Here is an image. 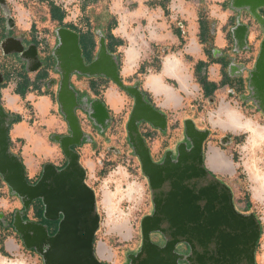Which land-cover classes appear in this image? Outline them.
Masks as SVG:
<instances>
[{
	"label": "water",
	"instance_id": "obj_1",
	"mask_svg": "<svg viewBox=\"0 0 264 264\" xmlns=\"http://www.w3.org/2000/svg\"><path fill=\"white\" fill-rule=\"evenodd\" d=\"M231 7L247 10L264 34V19L258 13L264 8V0H231ZM247 33L248 27L238 22L232 29L239 49L246 46ZM55 35L57 43L53 56L60 74L56 102L69 135L52 139L59 144L66 165L61 169L52 164L44 165L39 179L30 184L23 162L10 150L9 126L16 118L10 117L0 103V177L10 194L21 203L22 210L14 212L12 227L25 248L34 249L43 264H108L99 258L94 245L95 233L100 227L96 194L85 181L86 170L80 163L78 152L72 149L81 146L83 140L91 142L90 136L81 129L77 109L85 113L101 132L107 128L108 124L102 126V123L109 117L106 105L100 99L89 101L82 97L79 104L78 92L71 79L73 76L104 77L133 100L126 135L149 188L157 190L165 184L168 186L167 191L154 195V212L141 220L140 246L137 253L126 256L127 264H179L183 261L188 264H256L255 251L261 224L254 214L237 212L230 190L209 173L213 171L207 167L204 153L209 131L198 129L190 119L185 120L186 142L177 146L176 158L172 159L171 152H167L162 163H154L139 124L145 122L165 132L166 115L145 100L139 83L133 86L124 84L117 59L108 52L103 36L99 38L94 59L86 64L77 33L59 27ZM10 41L3 43L6 54L10 52L7 49ZM12 51L21 53V45L16 44ZM248 89L249 98L264 113V38L253 69L249 71ZM196 180H204L207 186L196 188ZM37 200L42 203L43 218L59 220L53 236L48 235L45 226L23 219ZM163 224L167 227H161ZM152 233L162 235L165 239L163 246L151 241ZM181 243L188 245V255L177 252Z\"/></svg>",
	"mask_w": 264,
	"mask_h": 264
},
{
	"label": "rangeland",
	"instance_id": "obj_2",
	"mask_svg": "<svg viewBox=\"0 0 264 264\" xmlns=\"http://www.w3.org/2000/svg\"><path fill=\"white\" fill-rule=\"evenodd\" d=\"M122 1L131 0H4V3L0 4V30L2 32L4 30L10 31L11 34L28 35L30 32L28 27L32 25V36L51 45L56 40V29L63 27L50 19L49 3L51 2L64 11L63 25H72L83 33L89 30L92 36L97 39L98 48L100 36L104 37L107 33L106 28L115 22L110 13L111 5ZM207 2L216 5L225 4L223 6L224 10H229L233 14L227 21L228 26H233L232 28H234L238 22L248 27L245 47L239 49L232 35V47L230 53L225 57V60L227 59L225 63H221L219 57V59L216 57L214 60V64H220L222 67L223 79L227 75L232 78V73H235L238 68L240 69L239 75L246 87V96H238L237 89L235 90L232 84H226L222 80L218 84L214 83L218 85L219 91L216 93L213 102L201 101L200 98H196L192 103L185 102L181 110L172 114H165L167 117L166 135L146 124L140 125L139 131L143 135L142 137L147 138L150 148H156L155 146L162 143L161 149L157 148L161 151L165 148L173 149L175 144L182 140L183 122L185 120L190 119L198 129L209 131L210 135L205 145L206 157L209 150L214 148L230 160H226L230 165L227 172H222L220 169H211L208 165L207 167L215 173H226L218 175L232 188L237 207L242 208L244 203L251 205V211L261 224V235L256 246L255 261L256 264H264V196L260 197L258 192H256L255 194L260 198L256 197L253 199L254 201L251 199L255 194L252 191L253 185L250 182L249 172L246 167L247 163H250L254 166L253 168L264 172V143L252 148L249 144L250 134L247 132H230L228 129L223 130L218 123L214 124L215 121L217 122V119L214 118L216 113L222 107L221 104H225L228 109L236 111L242 118H247L254 124L264 126V113L249 98L250 91L248 89L249 71L253 69L264 34L259 23L247 10H236L231 7V0H208ZM201 11L203 14L206 13V10L201 9ZM258 13L264 19V8L259 9ZM214 24H216V21L212 24L213 27L211 28L213 30H215ZM250 34L253 35L251 41L248 40ZM7 42L8 40L2 41V43ZM158 61L155 60L152 68L156 69L158 67ZM226 70L230 71L227 75ZM144 73L145 70L143 71L142 69V72H138L128 79L124 78L123 82L125 85L133 86L140 82ZM55 74L56 79L60 80L59 72L56 71ZM200 75L206 78L205 74L200 73ZM91 79L92 83L89 84L90 80L85 79V77L73 76L71 83L79 91L87 90L92 98H98L101 101L104 100L105 94V99L110 106V95L114 99L118 98L119 105L121 103V99L111 88L118 90L122 96L125 94L126 97L124 108L121 111L112 113L113 111L107 108L111 122L101 133L97 132V127L93 126L85 113L80 111V109L76 111L82 131L91 138V142L82 141L81 146L77 147V149H81H76V151L79 154L81 165L83 164L82 159L86 155L93 163L92 171L82 166L86 170V182L96 194L97 212L100 216V227L95 234L94 245L95 248L102 245L111 254L109 260L101 258L103 262L124 264L126 256L135 253L139 249L141 242L140 222L152 210L151 192L126 135L125 127L133 105L132 98L109 79L104 77H92ZM166 91V95L170 96V91ZM51 98L50 116L61 117L65 126L62 128L63 133L61 134L57 133L59 129L52 133L50 128L42 126L40 120L35 118L37 115L35 113L36 110L33 109V106L27 103L24 104V101H21L18 105L21 109V114L19 115L9 113L5 105L1 101L0 103L10 117L16 118L19 116L20 121L17 123H29L34 134L43 141H47L49 143L47 145L50 147H56V153L60 156L59 158L65 159L59 144L52 138L55 136H68L69 132L66 122L59 111L56 94ZM112 108L115 109V107ZM15 120L11 121L9 129L11 125L16 124L14 123ZM162 140L163 142H161ZM33 141L38 143L37 139H33ZM17 145L14 144L13 149H11L10 144V150L13 154H15L13 150L17 148ZM20 146L18 145V148ZM22 146L26 149L28 145L22 144ZM160 154L161 152H158L154 154V157L157 158ZM33 156L36 158V162L43 164L40 168V174L34 178L29 177L25 170L28 182H34L39 179L44 165H54L43 156L39 157L36 154ZM232 171L233 173H231ZM21 208L20 201L10 194L8 187L0 177V256L11 260H23L25 264H43L36 253L22 245L18 234L12 227V215ZM38 214L40 216V212ZM29 216H31L30 212ZM154 239L151 235V240ZM8 244L11 245L10 248Z\"/></svg>",
	"mask_w": 264,
	"mask_h": 264
},
{
	"label": "crops",
	"instance_id": "obj_3",
	"mask_svg": "<svg viewBox=\"0 0 264 264\" xmlns=\"http://www.w3.org/2000/svg\"><path fill=\"white\" fill-rule=\"evenodd\" d=\"M161 1L131 0L111 5L110 13L116 23L111 35L123 43L116 48L113 54L116 59L119 58L121 79L130 78L137 74L141 68L143 71L145 70L139 82L140 89L142 93L148 95L150 103L166 115L181 110L185 102L192 103L196 98H200L201 101L213 102L219 89L211 96H205L204 91L206 94H210V89L206 86L203 90L197 82L196 68L199 64L200 71L203 75L205 74L207 82L218 84L224 80L226 84H232L235 90L237 89L238 96L245 97L247 90H245L243 79L240 78V69L235 70V73L232 71V78L227 75L230 71L226 70L227 76L223 79L221 65L214 64L216 57H219L221 63L224 64L227 60L225 57L230 53L232 47L233 26H228L227 21L233 14L229 10H224L225 4H210L207 2L208 0H169L163 6L160 4ZM3 3L4 0H0V4ZM201 9L206 10V13L203 14ZM214 21H216L215 30L211 28ZM28 30L30 31L28 35L11 34L10 31L2 32L0 30V87H3L0 88V101L9 113L15 115L21 114L18 105L24 101V104L27 103L36 110L35 118L40 120L42 126L50 128L52 133L59 129L57 133L61 134L63 133L62 128L65 127L62 118L50 116L51 97L56 94L59 82L56 79V60L53 56V49L57 41L54 40L51 45H48L32 36V25L28 27ZM252 36V34L249 35V41ZM9 39L11 41L7 49L10 52L6 54L2 41ZM93 40L95 47L92 60L98 50L97 39L93 37ZM16 44L21 45V53L12 51ZM83 58L86 61L85 57ZM155 60H159L156 69L152 68ZM166 68H170V72ZM85 79L90 80L89 84L92 83L91 78L85 77ZM26 80L28 91L22 97L17 94V89ZM74 89L89 101L97 99L92 98L87 90L79 91L76 87ZM111 89L121 99L120 105L118 98L114 99L112 95H110L109 101L115 109L108 104L105 94L104 100H102L106 108L113 111L112 113L119 112L124 108L125 94L122 96L118 90ZM166 90L170 91V96L166 95ZM221 106L227 107L225 104H221ZM216 123L218 121H215L214 124ZM222 129L224 130V128ZM9 139L11 149L14 144L17 145V142L18 145H21L19 148L17 145L13 152L20 157L29 177L34 178L39 175L43 164L36 162V158L33 156L35 154L39 157L43 156L56 167H60L64 163V159H60L56 153V147H50L47 145L49 144L47 141L38 138L27 122L11 125ZM33 139H37L38 143ZM22 144H27V148L24 149ZM159 144L158 147L155 146L156 148H150L153 156L162 152L159 150L162 143ZM30 152L34 154L31 155ZM210 153L224 156L211 148L207 153L206 163ZM224 158L229 160L225 156ZM82 163L85 168L92 171L93 163L87 155L82 159ZM231 163L233 162L231 161ZM216 174L226 173L216 172ZM251 199H255V195ZM8 246L11 247L10 244ZM96 249L100 259L109 260L111 258V254L102 245L97 246Z\"/></svg>",
	"mask_w": 264,
	"mask_h": 264
},
{
	"label": "flooded vegetation",
	"instance_id": "obj_4",
	"mask_svg": "<svg viewBox=\"0 0 264 264\" xmlns=\"http://www.w3.org/2000/svg\"><path fill=\"white\" fill-rule=\"evenodd\" d=\"M90 62H91V61H90ZM85 63H86V61H85ZM88 63H89V62H88ZM88 63H86V64H88ZM78 96H79V98L77 99V101H78V103L80 104V103H81V98H82V96H81L79 93H78ZM97 99H98V98H97ZM145 100H146L147 102L150 103V100H149L146 96H145ZM87 102H88V101H87ZM77 110H79V109H77ZM77 110H76V111H77ZM80 111H81V110H80ZM108 117H109V119L106 118L105 121H104V123H102V126H104L106 123H107L108 125L110 124V122H111V117H110L109 112H108ZM144 124L150 126L148 123H145V122L140 123L139 126H140V125H144ZM150 127H151V126H150ZM151 128H153V127H151ZM153 129H154V128H153ZM200 130H202V129H200ZM97 132H98V133H101L99 127H97ZM147 132H148V131H147ZM160 132H161V131H160ZM161 133L165 134L166 131H165V132H161ZM209 135H210V134H209ZM209 135H208V138H209ZM142 136H143V135H142ZM143 138H144V140H145L146 146L149 148L150 157H151L152 161H153L154 163H156V164H160V163H162V161H163V159H164V157H165V154H166L167 152H171V157H172V159H175V158H176V155H177V150H176L177 146H178L180 143L186 142L185 137H184V130H183V138H182V140L179 141L178 143H176V144H175V147H174L173 149L165 148L164 150H162L161 154L156 158V157H154V156L152 155V152H151V149H150L149 143L147 142V138H145V137H143ZM208 138H207V139H208ZM207 139H206V141H207ZM227 139H228V138H227ZM228 140H229V139H228ZM83 141H84V140H83ZM206 141L204 142V153H205V158H206V152H205V151H206V150H205ZM187 145H188V147H189V143H188V142H187ZM72 149L76 151L77 147L74 146V147H72ZM66 163H67V160L64 159V163H63L58 169L63 168V167L66 165ZM209 173L211 174V176H212L213 178L217 179L220 183L226 185L227 188L230 190L231 195H232L233 205H234V208H235V210H236L237 212H239L240 214H243V215H247V214H250V213L254 214V213L251 211V205H249V204L244 203L242 208L237 207V205H236V203H235V200H234V199H235V194H234L232 188L230 187V185H229V184H228L223 178H221L218 174H216V173H214V172H210V171H209ZM29 183H30V184H35L36 181H34V182H29ZM193 183H194V181L191 182V185H192ZM196 186H197L196 188L205 187V186H207V183H206L204 180H196ZM167 187H168L167 184H165V185H163V187H162L161 189H157V190H151V189H150V192H151V203H152V199H153L154 195L157 196L159 193H162V192L167 191ZM200 205H202V204H200ZM21 210H22V208H21L20 210H16V211H21ZM29 212L31 213V216H29ZM38 212H41V213H40V216H39ZM153 212H154V206H153V203H152V210H151L150 214H148L147 216L152 215ZM42 213H43V206H42V203H41L40 200H37V201H35V202L32 203V205H31V207L29 208V210H28L26 216H24L23 219H24L25 221L32 222V223H34V224H36V225H42V226H45V227L47 228L48 235H49V236H53V235L56 233L57 229H58L59 220H55V221H49V220H46L45 218H43ZM254 215H255V214H254ZM255 216H256V215H255ZM145 217H146V216H145ZM12 221H13V215H12ZM259 223H260V222H259ZM161 227L166 228L167 225L163 224V225H161ZM97 231H98V230H97ZM95 234H96V233H95ZM151 235H152V237L155 238L154 240H151L154 244L159 245V246H163V245H164V243H165V239L162 237V235H160V234H158V233H152ZM151 235H150V239H151ZM18 236H19V235H18ZM19 239H20V241H21V243H22V240H21L20 237H19ZM94 242H95V238H94ZM257 244H258V241H257V243H256V246H257ZM22 245H23V243H22ZM176 250H177V252H179V253H181V254H185V255H188V254H189V247H188L187 244H184V243L179 244V245L177 246ZM31 251H33L34 253H36V254L40 257V255H39L34 249H31ZM137 252H138V251H136L135 253H137ZM40 258H41V257H40ZM41 260H42V259H41ZM127 263H129V262H128V260L126 259V262H125L124 264H127ZM178 263H179V264H188L186 261L178 262Z\"/></svg>",
	"mask_w": 264,
	"mask_h": 264
},
{
	"label": "bare ground",
	"instance_id": "obj_5",
	"mask_svg": "<svg viewBox=\"0 0 264 264\" xmlns=\"http://www.w3.org/2000/svg\"><path fill=\"white\" fill-rule=\"evenodd\" d=\"M170 68H166V69L170 72L171 70ZM214 118L217 119L218 125H220L221 128L228 129L233 132L245 131L248 134H250L249 144L252 148H254L255 146L257 147L258 144L264 143V126L254 124L251 120L247 118L245 119L242 118L236 111L230 110L227 107L222 106L220 107L219 111L216 113V116ZM207 165L211 169H215V170L220 169V171L222 172H227L230 163L226 161L224 156L221 155L218 156L217 154L210 153L208 156ZM246 167L249 172L250 182L253 185L252 191L254 192V194L258 192L260 197H263L264 172L260 171V169L253 168L254 166L250 163H247ZM256 197L260 198L255 194V198ZM0 264H25V263L23 260H19V259L11 260L4 256H0Z\"/></svg>",
	"mask_w": 264,
	"mask_h": 264
},
{
	"label": "trees",
	"instance_id": "obj_6",
	"mask_svg": "<svg viewBox=\"0 0 264 264\" xmlns=\"http://www.w3.org/2000/svg\"><path fill=\"white\" fill-rule=\"evenodd\" d=\"M168 1L169 0H162L160 2V4L164 6ZM49 7H50V19L52 21L57 22L58 25H61L65 28L79 34V45H80V48L82 51V55H83V57H85L86 63L90 62L92 60V53H93V49L95 47V43L93 40L92 33L88 30L84 34H82L72 25H63V20L65 18L64 11L60 7L54 5L51 2L49 3ZM115 25H116V23L113 22L111 24V26H108L106 28L107 33H106V35H104L107 50L111 54H114L116 48L123 44L121 41H117L116 39H114V37L111 35V31H112V29H114ZM203 27H204V25H203ZM201 33H202V30H201ZM117 62H118V65H120L118 57H117ZM198 67H199V69H198ZM196 70H197V82L201 85L203 90L206 86H208L210 89V94H206V92L204 91L205 96H211L218 89V85L207 82L206 78L204 76L200 75V73H201L200 64L197 66ZM139 72H142V68L140 69ZM27 85H28V83L26 80L23 83V85H21V87H19V89H17V94L24 97L25 93L28 91ZM143 94H144V96H146L148 98V95L146 93H143ZM19 121H20V118L18 116V117H16V120L14 123H17Z\"/></svg>",
	"mask_w": 264,
	"mask_h": 264
}]
</instances>
